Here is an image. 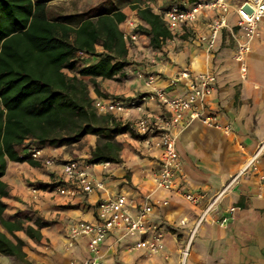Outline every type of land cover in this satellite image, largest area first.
Returning a JSON list of instances; mask_svg holds the SVG:
<instances>
[{"label": "crops", "instance_id": "crops-1", "mask_svg": "<svg viewBox=\"0 0 264 264\" xmlns=\"http://www.w3.org/2000/svg\"><path fill=\"white\" fill-rule=\"evenodd\" d=\"M142 2L155 13L164 4L161 0ZM181 3L189 5L187 1ZM123 12L127 21L121 30L126 35L136 34L137 27L144 23L136 11L126 8ZM216 16L217 12L203 11L196 28L185 35L178 32L158 50L150 46L146 36L139 35L138 42L128 44L125 74L113 80L99 79L97 84L102 95L92 91L94 99L134 101L155 88L175 98L183 96L189 87L187 81L171 85L179 72L188 70L195 75L213 73L216 76L215 91L208 99L207 109L217 115L222 127H207L196 120L178 130L177 151L183 176L178 179L176 189L167 191L158 187L156 178L162 150L131 131L117 137L122 144L120 163H88L97 145L95 135L86 136L82 140L84 148L73 152L63 145L52 147L28 140L23 154L30 155L33 149H41V158L36 160L40 166L9 163L3 178L11 190L10 198L5 199L6 217L29 211L33 226L36 227L37 220L45 224L40 242L28 239L23 232L17 233L29 246L25 252L32 264H85L90 258V238L80 237L71 244V228L79 222H97L100 203L118 195L127 196L133 215L139 214L146 204L150 205L148 221L164 232V249L150 256L144 250L134 249L140 237L115 232L102 245L104 264H264V149L255 162L257 169L242 173L264 145V36L253 40L244 65L234 59L235 43L225 30L209 52L205 45L195 41V36L204 34L205 24ZM229 20L231 25L236 23L234 12ZM151 75L156 76L153 88L147 86ZM143 108V111L133 109L120 115L124 125L134 126L142 118L152 121L166 113L159 100L146 102ZM225 126H230L229 133L224 130ZM48 159H54L55 165L46 166ZM77 160L89 164V174L103 183V189L96 188L91 193L78 189L73 196L58 192L59 186L72 188L63 169ZM227 186L212 220L203 223L192 236L206 205ZM183 192L203 195V204L188 203ZM232 206L238 211L227 226L213 221ZM0 264L22 263L0 256Z\"/></svg>", "mask_w": 264, "mask_h": 264}, {"label": "trees", "instance_id": "trees-1", "mask_svg": "<svg viewBox=\"0 0 264 264\" xmlns=\"http://www.w3.org/2000/svg\"><path fill=\"white\" fill-rule=\"evenodd\" d=\"M55 0H0V256L32 264L25 252L23 232L35 242L43 238L40 220L32 225L29 211L6 217L10 187L4 182L10 162L40 164L24 155L29 140L52 147L76 144L88 135L98 137L88 163H120L122 144L117 137L130 131L120 118L100 114L90 83L102 95L97 81L125 74L129 47L121 25L127 21L123 7L64 14L50 6ZM187 1L166 0L172 6ZM144 25L137 34L161 49L173 39L162 17L142 0L132 2ZM96 62L79 66L78 59ZM67 72L72 73V75ZM31 147V146H30ZM29 147V148H30Z\"/></svg>", "mask_w": 264, "mask_h": 264}, {"label": "built area", "instance_id": "built-area-1", "mask_svg": "<svg viewBox=\"0 0 264 264\" xmlns=\"http://www.w3.org/2000/svg\"><path fill=\"white\" fill-rule=\"evenodd\" d=\"M207 10L217 12V16L205 24L204 34L196 35L195 41L205 45L206 50L211 52L215 48L221 33L225 30L235 43L234 59L244 65L252 49L251 43L260 35V29L264 28V0H243L239 4H233L230 0H203L197 4L189 3L188 6L181 3L167 9H159L157 14L162 17L173 37H175L178 32H183L185 35L196 28L201 13ZM233 12L237 16V21L231 25L229 17ZM139 37L137 33L125 34V40L129 45L138 42ZM140 77H142L141 74ZM155 80L156 76H149L147 86L153 88ZM180 81H187L189 84L188 91L181 97L169 98L164 90L153 88L149 94H144L134 101L102 97L95 99V107L100 114H111L117 118L133 109L143 111V105L146 102L156 100L162 102L166 110L163 116L152 121L146 118L139 119L134 126H130V131L136 132L145 141L162 150L160 172L156 182L159 188L167 191L176 189L178 179L183 176L182 163L177 151L176 135L178 130L196 120L207 127H222L218 122L217 115L208 112L207 109L208 99L215 91L216 76L213 73L195 75L188 70H183L171 81V85L176 86ZM120 119L122 120V118ZM224 130L229 133L231 131L230 126H225ZM263 149L264 145L259 148L242 173L247 172L250 168L257 169L255 162ZM41 155V149H33L30 152V156L34 160H40ZM45 165L53 166L55 160L48 159L45 161ZM88 165V163L79 160L66 164L63 172L72 188L59 186L58 192L63 196H73L78 189L86 193H91L96 188L103 189V183L96 181L89 174ZM228 187L218 193L206 205L192 236L203 223L212 220V214L216 211L219 200L227 192ZM33 192L36 194L37 190ZM182 195L188 203L194 206L203 204V195H195L191 192H183ZM163 204L167 205L168 202ZM149 211L150 205L146 204L139 214L133 215L125 195H118L113 199L103 201L98 207L97 222H79L72 226L71 244L80 237L90 238L88 245L90 258L85 264H104L102 245L107 237L115 232H122L124 236L140 237L134 249L144 250L150 256L158 254L164 249V232L157 225L148 221ZM237 211L238 208L232 206L221 217L213 221L225 227L234 219ZM182 225H185V221H182ZM150 233L153 234L152 237H148Z\"/></svg>", "mask_w": 264, "mask_h": 264}, {"label": "rangeland", "instance_id": "rangeland-1", "mask_svg": "<svg viewBox=\"0 0 264 264\" xmlns=\"http://www.w3.org/2000/svg\"><path fill=\"white\" fill-rule=\"evenodd\" d=\"M135 0H55L50 3V6L54 8L55 11L57 12H62L64 14H75V13H84V12H89V11H95L96 9L100 8L99 6H104V4L108 3L105 8L107 10H111L113 8H118V7H123V10L126 8L132 9V2ZM163 1V7L162 9H167L172 6V3L166 2V0H161ZM233 4H239L243 0H230ZM138 28V27H137ZM264 36V28L260 29V35L258 38H262ZM96 62V59L94 58H84L81 57L78 59V64L79 66H86L90 65ZM68 74L72 75V73L67 72ZM87 82L90 85V90L91 94L92 91H95V86L89 82L87 79ZM97 94V93H96ZM63 146H66L68 150L70 151H81L84 148V144L81 142L76 143V144H64ZM26 247H29L28 244L26 243Z\"/></svg>", "mask_w": 264, "mask_h": 264}, {"label": "bare ground", "instance_id": "bare-ground-1", "mask_svg": "<svg viewBox=\"0 0 264 264\" xmlns=\"http://www.w3.org/2000/svg\"><path fill=\"white\" fill-rule=\"evenodd\" d=\"M187 254V252L185 253V255ZM185 258V257H184Z\"/></svg>", "mask_w": 264, "mask_h": 264}]
</instances>
